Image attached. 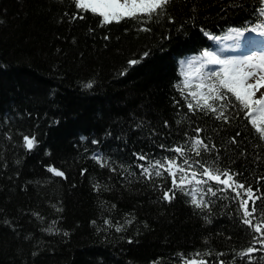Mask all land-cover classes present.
<instances>
[{
	"label": "trees",
	"instance_id": "16d2710c",
	"mask_svg": "<svg viewBox=\"0 0 264 264\" xmlns=\"http://www.w3.org/2000/svg\"><path fill=\"white\" fill-rule=\"evenodd\" d=\"M228 3L172 0L153 20L102 25L100 13L74 0H0V264H183L180 254L197 252L209 264H264V237L242 223L232 189L214 185L221 190L209 191L210 207L200 209L179 189L172 201L161 199L160 181L171 187L167 169L149 180L139 168L165 156L181 165L215 161L256 190L254 223L264 211V139L236 114L235 97L224 121L189 110L190 92L178 87V63L206 44V32L239 25L259 6ZM196 127L209 145L199 154L186 143ZM25 134L36 137L33 149ZM249 246L255 260L240 256Z\"/></svg>",
	"mask_w": 264,
	"mask_h": 264
},
{
	"label": "snow or ice",
	"instance_id": "6c2138e0",
	"mask_svg": "<svg viewBox=\"0 0 264 264\" xmlns=\"http://www.w3.org/2000/svg\"><path fill=\"white\" fill-rule=\"evenodd\" d=\"M172 0H74V5L76 8L80 9H91L92 13H100L103 19L100 20V24H105L111 21H120L123 17H136L137 19H147L153 20L162 15L167 14V8ZM258 8L254 10V13L249 19L243 20L239 25L232 24L228 27V32L234 34L236 37H242L249 44H254L255 40L246 36L248 32H255L260 34V41L264 43V0H257ZM229 5L236 7L232 3V0H229V3L225 5V8H228ZM138 13H146L147 16H137ZM78 15H81L78 13ZM70 18H75L70 17ZM83 18V15H81ZM169 19H174V17L169 16ZM145 30L147 29L146 25H141ZM183 27V26H181ZM212 39L218 40L219 36H216L214 33L206 32ZM149 53L145 52L143 55L147 56ZM200 56L203 57V64L214 63L220 65L214 72L209 74H200L197 76L196 72H186L183 73L185 80L183 82L184 86L180 88V94L184 95L185 88L190 92V98L185 97L187 100V107L191 111L200 109L201 111L208 113H214L217 117L221 118L224 121H229V114L226 110L229 109L230 105L234 103L231 99L232 96L235 97L236 103L235 107L240 111H237V115H240L243 112V115L248 117L250 124L254 126V130L257 132L258 136L261 139H264V50L261 51H252L249 55L245 56H226V55H217L216 52L209 50L208 48L203 49L200 53ZM137 60L129 61L130 64H136ZM202 66V65H201ZM199 72V69L197 70ZM195 77L196 83L193 86L188 77ZM92 81H89L91 85ZM259 93V95H257ZM167 125L169 122L164 120L163 122ZM179 123V121H177ZM140 127L139 124L135 125ZM203 129L201 127H196L195 132L197 135L190 136L189 141L191 144V150L200 153L201 147L208 149L209 145L205 143L204 138L201 135ZM106 136L111 135V132L105 133ZM188 133H185V136H188ZM239 135V134H237ZM83 139V137H82ZM232 141H236V136L231 137ZM23 141L26 144L28 149H33L34 146L38 143L34 135H23ZM93 143H99L97 140H93ZM165 145L161 144L160 148H164ZM177 153L185 154L187 150L183 148L182 145H173L172 146ZM215 147V145H213ZM135 156L144 160H148L149 157L146 154L141 152H136ZM219 156V153H217ZM94 158L101 163V166L108 165L112 167L109 163L107 157H103L102 154H94ZM165 162H162L161 159H153L151 164H140L139 168L141 174L144 175L147 179L151 180L153 176H163L164 172L162 169H167V172L171 175V187L165 188L163 181H160V185L163 188L161 199L172 201L176 195V189H179L182 192H187L192 197L190 203L195 207L203 209L205 207H210V202L204 199V185H201L200 179L198 177L204 176L207 177L210 181L221 182L223 186H226L225 189H232L235 196L232 199L239 197V208L242 209L241 221L245 225L251 226V228L258 232L261 237H264V211H261L258 216V222L254 223L252 219V214L257 212L256 201L260 199L259 196H256L254 193L256 190L252 187L251 184L248 186L244 185V182L237 178L238 174L231 171L226 167L217 166L215 161L212 163L202 162L201 160L193 161L192 165H189L188 158H185L183 164L177 163V161L169 156L162 158ZM203 163V171L201 173L200 169L196 166ZM50 168L51 173L58 176L64 177L65 172L60 168L46 165ZM121 168L124 167L123 164L120 165ZM117 169L112 167V171ZM180 171V178L177 179V171ZM86 171V169L82 170ZM190 173V175H185ZM264 180V177L260 178ZM208 181L204 183L207 184ZM186 184L190 185H199V187L189 191L188 187H185ZM99 188V184L96 185ZM243 189V192L247 196H242L240 190ZM216 190H221L219 188L208 187L207 191H212L215 193ZM197 192L201 194L198 196ZM261 196H264V193H261ZM249 201H251V207L249 206ZM39 216V213H37ZM207 219V217H205ZM105 223H110V220H106ZM131 223V221H127ZM117 229H121L123 225H116ZM48 231H52L51 228ZM131 240V237H128ZM253 242H255V237L253 236ZM259 243L264 245V239H260ZM257 251V249L249 246L244 248L240 252L241 257H245V254L248 260H255L256 258L250 255V253ZM182 256L183 264H209V261L203 257L200 253H194L190 256L180 254ZM222 255V254H221ZM235 259V258H233ZM218 264H225L223 259L218 261Z\"/></svg>",
	"mask_w": 264,
	"mask_h": 264
},
{
	"label": "rangeland",
	"instance_id": "374dc122",
	"mask_svg": "<svg viewBox=\"0 0 264 264\" xmlns=\"http://www.w3.org/2000/svg\"><path fill=\"white\" fill-rule=\"evenodd\" d=\"M238 45H239L238 49H239L240 52H237V54H242L241 52L246 48V42H239ZM193 62H198V60H195ZM193 62H192L191 65H193ZM257 95H259V93H257ZM179 175H181L180 172H179ZM185 175H190V173H186ZM198 179H200V182H201L202 180L208 179V178L201 175L200 177H198ZM186 185L190 186V184H186ZM197 187H199V185H197Z\"/></svg>",
	"mask_w": 264,
	"mask_h": 264
}]
</instances>
